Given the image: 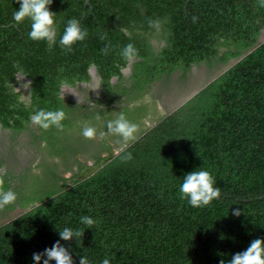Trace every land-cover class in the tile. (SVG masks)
I'll use <instances>...</instances> for the list:
<instances>
[{"label": "trees", "instance_id": "obj_1", "mask_svg": "<svg viewBox=\"0 0 264 264\" xmlns=\"http://www.w3.org/2000/svg\"><path fill=\"white\" fill-rule=\"evenodd\" d=\"M18 8L16 0H0V191L16 193L0 207V218L16 208L25 212L0 225V264H33L32 254L51 247L64 227L82 232L61 241L71 245L77 264V254L93 264L105 256L111 264H219L264 237L259 0H53L52 47L28 38L29 21L14 23ZM71 18L89 34L68 52L58 40ZM128 43L138 51L132 61L120 55ZM91 67L99 95L80 103L63 92L61 99V80L78 89L94 84ZM202 68L217 71L211 83L172 112L159 113L162 93L187 87L194 69ZM155 87L157 96L150 94ZM40 108H63V129L33 125L30 113ZM120 113L137 125L135 139L108 132L107 121ZM85 125L96 128L95 137L81 134ZM24 136L35 154L18 174ZM112 142L119 152L78 181L84 169L113 153ZM197 167L208 169L221 188L204 207H192L179 193L183 175ZM42 184L55 189L44 198L31 195ZM82 215L98 223L88 229Z\"/></svg>", "mask_w": 264, "mask_h": 264}, {"label": "clouds", "instance_id": "obj_2", "mask_svg": "<svg viewBox=\"0 0 264 264\" xmlns=\"http://www.w3.org/2000/svg\"><path fill=\"white\" fill-rule=\"evenodd\" d=\"M19 8L12 13V20L19 26L25 20L30 22V29L27 33L28 38L33 41H44L49 47L57 44L56 31V12L50 9L53 0H16ZM260 7H264V0H259ZM195 19V17L193 18ZM154 27L159 28V21L150 22ZM121 31L127 33V29L121 28ZM88 29L81 25L77 18H71L64 26L63 32L59 36L58 44L65 51L71 52L73 45L77 42L85 41L88 37ZM100 39H105L101 36ZM103 51L107 53L106 46ZM120 55L126 61H132L138 56V51L132 43L125 45ZM63 69H61L62 71ZM30 83V82H29ZM59 87L61 89V99H64L63 91L71 87L70 82L61 80ZM21 101L24 97L19 98ZM30 121L33 125L42 129L54 127L63 129L62 123L67 114L63 108L36 109L30 113ZM107 130L109 133L118 134L125 141L135 139L137 125L120 113L117 118L107 121ZM81 134L85 138H93L96 135L94 126L85 125L81 129ZM2 183V179H0ZM180 198L187 200L192 207H204L209 205L213 200L218 199L221 194V188L217 186V181L213 174L206 168L197 167L191 172L183 175V180L179 186ZM16 199V193L12 190L0 191V207L13 202ZM240 210L233 209V215L239 216ZM81 224L88 226V229L98 223L96 219L88 215L79 217ZM59 239L51 247H46L41 252L32 254L33 264H77L72 252L69 250L71 245L65 246L61 241H71L82 235L80 229L64 227L58 229ZM79 264H93L87 255H79ZM101 264H111V258L105 256ZM219 264H264V237H257L252 240L249 246L243 250L234 253L231 259H220Z\"/></svg>", "mask_w": 264, "mask_h": 264}, {"label": "rangeland", "instance_id": "obj_3", "mask_svg": "<svg viewBox=\"0 0 264 264\" xmlns=\"http://www.w3.org/2000/svg\"><path fill=\"white\" fill-rule=\"evenodd\" d=\"M204 70H205L204 68L199 69V70L194 69L193 74L190 77V83L187 87L180 86L179 88H175L174 85H172L171 90L168 94L162 93L161 98H160L159 103H158L159 113L164 114V113L172 112L176 108V107H174V105H176L178 99H182V98H186V97L190 96L192 94V91L194 90L193 88H195L196 86H199L201 84L202 85L205 84L206 82H208L210 79H212L217 74L216 73L217 71L214 72L215 74L214 73L209 74L207 71H204ZM95 81L97 82V80H95ZM23 83L25 84L24 92H27L29 82L27 80H25ZM158 89H159V87L153 88V90L150 91V94L151 95L158 94V91H159ZM77 91L78 90L75 89L72 93L74 94L73 96L75 97V100H77V102H80V103H82L81 101H83L85 98H88L91 96L96 97L99 95L98 88L90 89V91L89 90L88 91L83 90L84 92L81 90L82 91L81 93H78L79 91L78 92ZM151 123L152 122H148L147 125H150ZM28 143H29V141L25 136L21 138V142H20V145H18V149H19V156L23 161H22L20 167H17V169H14L15 173H18V174L22 173V171L24 170L23 168H25L26 165L31 164L30 159L32 158L33 154H35V151H34V148L29 146ZM112 146L114 147L113 152L115 154H117L119 152V148L116 147L114 142H112ZM88 165H91L90 161L88 162ZM68 176H70L69 172L64 173V177H68ZM54 189H55V186L53 187V189L50 186H46V188H45V185L42 184V185H40L39 189H37V193H32L31 195H34V197H38V195H39L40 197L44 198V197H46V195H48ZM23 212H25V211L21 210L20 208H16L15 210L6 212V215L4 214L0 218V225L7 223L8 221L19 216Z\"/></svg>", "mask_w": 264, "mask_h": 264}, {"label": "water", "instance_id": "obj_4", "mask_svg": "<svg viewBox=\"0 0 264 264\" xmlns=\"http://www.w3.org/2000/svg\"><path fill=\"white\" fill-rule=\"evenodd\" d=\"M85 3H88V0H85ZM261 42H263L264 41V38L262 37L261 38V40H260ZM129 68L128 69H125V70H123L125 73H127V72H129ZM90 73L91 74H93V75H95L94 73V69L92 68L91 69V71H90ZM209 83H211V81L210 82H207V83H205V84H201V85H199V86H196L195 88H194V90L192 91V94L190 95V96H188V97H186V98H182V99H178V101H177V103H176V105H174V107H178V106H180V105H182V104H184L186 101H188L189 99H191L193 96H195L198 92H200L204 87H206ZM113 155H115V153L113 152L111 155H108L107 157H106V155H104V157H105V159L104 160H102L101 162H99L97 165H94V166H89L88 168H86V169H84L77 177H76V179L78 180V181H82V180H85V179H87V178H89V177H91V176H93L103 165H104V163L106 162V160L107 159H111L112 157H113Z\"/></svg>", "mask_w": 264, "mask_h": 264}, {"label": "flooded vegetation", "instance_id": "obj_5", "mask_svg": "<svg viewBox=\"0 0 264 264\" xmlns=\"http://www.w3.org/2000/svg\"><path fill=\"white\" fill-rule=\"evenodd\" d=\"M262 38V37H261ZM261 38H260V40H261ZM94 69V74L95 75H93V74H91L90 73V75H91V77H92V81L94 82V84H88V85H86V84H81L80 85V88L79 89H87V90H90V89H93V88H98V93L100 92V89H99V85H100V79H99V77L96 75V70H95V68L94 67H91V69ZM129 67H127L126 69H128ZM91 69L89 70V71H91ZM130 69V68H129ZM125 70V69H124ZM130 73V70H129V72H127V73H125L124 71H123V74L124 75H128ZM23 77H21V76H19L18 77V79H22ZM26 80V79H25ZM95 80H97V82L95 81ZM28 81V80H27ZM116 81V79L114 78V79H112V82H115ZM29 82V81H28ZM97 84V85H96ZM75 89H77L78 91V93H81L82 91H80L78 88H66V89H64V93H70L71 95H74L72 92L75 90ZM72 90V91H71ZM71 91V92H70Z\"/></svg>", "mask_w": 264, "mask_h": 264}, {"label": "bare ground", "instance_id": "obj_6", "mask_svg": "<svg viewBox=\"0 0 264 264\" xmlns=\"http://www.w3.org/2000/svg\"><path fill=\"white\" fill-rule=\"evenodd\" d=\"M76 95V94H75Z\"/></svg>", "mask_w": 264, "mask_h": 264}]
</instances>
